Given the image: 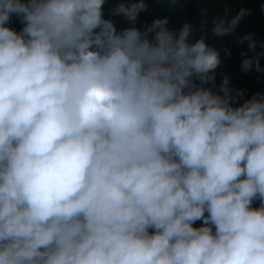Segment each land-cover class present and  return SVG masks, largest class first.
<instances>
[{
  "label": "clouds",
  "instance_id": "clouds-1",
  "mask_svg": "<svg viewBox=\"0 0 264 264\" xmlns=\"http://www.w3.org/2000/svg\"><path fill=\"white\" fill-rule=\"evenodd\" d=\"M109 2L0 0V264H264V90L217 85L203 25ZM250 14L209 31L264 73Z\"/></svg>",
  "mask_w": 264,
  "mask_h": 264
},
{
  "label": "trees",
  "instance_id": "trees-1",
  "mask_svg": "<svg viewBox=\"0 0 264 264\" xmlns=\"http://www.w3.org/2000/svg\"><path fill=\"white\" fill-rule=\"evenodd\" d=\"M112 0L105 6V17L109 18V8ZM149 8L145 12H141L137 17L136 26L142 28L146 24H150L154 18H162L168 16L169 28H178L180 23L189 22L193 25V37L197 38L201 35V26H204L203 34L206 36L207 42L214 47L221 48L227 46L231 49V57L225 58L221 52L222 63L217 68L216 83H220L221 74L229 77L230 86L234 88H244L247 95L253 92L264 90V73L250 71L242 73L240 70L241 50L240 45L235 43L233 35L226 37H214L209 31L213 18L229 19L241 7L250 10V16L244 21L242 27L247 32H252L264 38V17L259 15L257 8L264 0H187L181 7L172 11L168 10L167 2L162 0H147ZM206 9L207 15H202L201 10ZM246 17V16H245ZM243 17V18H245ZM116 24L117 29L128 27L129 24L122 17H111ZM242 18V19H243ZM19 30L21 25L13 18L11 25ZM241 23L236 28L235 35H242ZM260 64L264 67V56L260 58ZM246 98V97H245ZM199 224V221L196 222Z\"/></svg>",
  "mask_w": 264,
  "mask_h": 264
}]
</instances>
